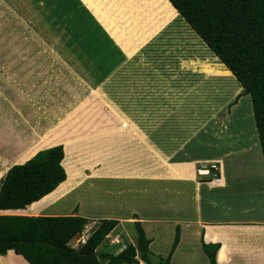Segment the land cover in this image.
Segmentation results:
<instances>
[{
    "label": "rangeland",
    "instance_id": "1",
    "mask_svg": "<svg viewBox=\"0 0 264 264\" xmlns=\"http://www.w3.org/2000/svg\"><path fill=\"white\" fill-rule=\"evenodd\" d=\"M49 1L50 4L45 0H0V185L12 161L98 87L104 99L127 116L144 139L131 136V129L126 134L117 130L87 138L85 122L99 107L98 101L83 108L80 114L86 117L64 123L53 134L56 145H63L64 161L67 142V161L80 173L83 171L73 180L79 184L61 200L38 204L32 211L39 216L85 217L83 230L69 243L72 248L84 243L101 220L115 219L117 226L97 252L116 256L135 244V223H140L151 240V264H164L176 227L180 238V228L186 230L185 223L190 224L191 209L174 204L179 202L177 189H185L186 185L187 195L192 190L190 182L164 184L152 178L153 174L167 175L152 152L161 155L166 142L171 144L174 138L176 144L183 142L194 131L186 148L191 156L198 153L210 157L221 151L229 154L224 160L217 157L221 177L231 183L222 198L228 201L235 193L240 200L239 210L249 206V197L254 198V205L261 203L258 199L264 198V158L251 97L241 95L243 87L234 75L203 71L202 64L214 66L221 62L181 15L127 59L80 0L70 8L69 16L58 10L57 15H63L59 19L53 14L55 0ZM144 1L91 0L114 26L119 24V29L134 26L131 18L139 16V5ZM135 11L138 13L132 15ZM93 104L95 108H91ZM175 106L179 112H174ZM163 130L167 134L170 131V140L168 135H161ZM166 160L172 169H178ZM86 163L94 166L99 177H87L92 168ZM8 165V170L1 173ZM201 166L209 164H196L195 170ZM132 172L139 178H124ZM194 174L197 173L192 168L187 177L195 179ZM211 177L196 175L197 180L206 182ZM222 183L221 179L215 185L208 182V186L222 187ZM207 209L218 213L221 205ZM22 211L0 210V215L35 216L28 215V207ZM203 212H207L206 207ZM174 252L169 264H208L189 230ZM0 264L28 263L8 251ZM138 264L146 263L138 260Z\"/></svg>",
    "mask_w": 264,
    "mask_h": 264
},
{
    "label": "trees",
    "instance_id": "2",
    "mask_svg": "<svg viewBox=\"0 0 264 264\" xmlns=\"http://www.w3.org/2000/svg\"><path fill=\"white\" fill-rule=\"evenodd\" d=\"M75 1L55 0L53 14L58 19L61 18L63 15H57L59 10L60 13H67L69 16L70 8L77 3ZM45 2L51 3L49 0ZM139 7V16L137 11L132 13L137 14L135 18H131L134 26L119 29V24H116V27L135 48L140 50L163 27L181 15L221 62L215 63L214 66L204 63L203 71L234 75L243 87L241 95H250L264 158V0H145ZM63 22L60 21L61 24ZM143 27L146 29L141 32ZM95 101L99 103L95 112L88 116L80 114L86 106ZM96 104L91 108H95ZM82 116L88 117L85 122L87 137L122 126L119 118L99 99L95 98L86 103L22 157L10 163L13 166L0 185V210L14 212L25 210L52 193L66 180V171L63 164L61 165L63 145H56V136L53 134L64 123L68 121L75 123ZM47 146L51 147L38 152ZM10 165L5 166L1 173L7 171ZM24 216L0 215V256L13 251L28 264H138V260L151 264L149 259L151 240L146 237L140 223H135V244L126 246L118 255L113 256L99 253L97 248L117 226L118 221L115 219L101 220L84 243L72 248L69 243L83 230L87 223L85 217ZM178 243L179 227H176L164 264L170 263ZM201 247L208 263L217 264L219 244L202 242Z\"/></svg>",
    "mask_w": 264,
    "mask_h": 264
},
{
    "label": "crops",
    "instance_id": "3",
    "mask_svg": "<svg viewBox=\"0 0 264 264\" xmlns=\"http://www.w3.org/2000/svg\"><path fill=\"white\" fill-rule=\"evenodd\" d=\"M80 1L83 4V6L91 13L94 19L100 24V26L104 29V31H106L110 39L114 42V44L119 48V50L127 59H130L139 51L129 41V39H127L126 36H124L121 33V31L111 23V21L108 18L96 6H94L90 2V0H80ZM208 73L209 74L213 73L214 75L222 74L227 76V73L224 74V72L210 71ZM95 93H98L102 97H104V94L101 92L100 88L95 87L90 90L89 96L85 98V100L87 101L86 103H88L92 99L97 98V97L95 98L93 97ZM86 103H84L82 106H84ZM82 106H80L79 109ZM114 107L116 108V106ZM176 108L179 107L175 106L174 109L175 113L180 111V109H176ZM77 110L78 108L75 111H73L71 114L75 113ZM71 114L67 118L59 122L55 127L54 126L50 127L42 136L38 137L36 141H34L27 149L21 152L13 161H16L20 157H22L34 145H36L43 138H45L51 131H53L61 123L66 121L71 116ZM113 114L119 118V120L122 123V126L107 131L108 133L120 130L121 132L123 131V133L126 134V132L129 131L128 129H131L133 134L130 131L128 132L131 136L135 135L138 138L137 134L143 135L137 129L134 123L130 119H128L127 116H125L124 114H119L118 111L117 114L119 116H117L115 113ZM190 115L191 113L188 115L189 117L187 118H190L191 117ZM123 120L127 122L128 128L124 127L125 125H123ZM173 130H174L173 134H175L176 128H174ZM195 132L196 131L191 133L192 137L194 136ZM169 133L170 131L168 132V134ZM162 134L165 135L166 138L169 137L167 131L165 130L161 131V135ZM99 135L100 134L90 136L87 138H93ZM191 136L188 139L184 140L183 142L181 141L178 142L177 144L174 143L176 138H174L173 143L171 144L169 142H166L165 147L161 149V155L156 151L152 152L155 155V157L156 156L158 157V158L156 157V159L162 165V168L167 172V175L153 174L151 176L152 178L157 177L156 179L162 181L164 184L175 183L177 185H183L188 182H190L191 184L189 186V189L192 191L189 195H187L186 185H185V189H183L182 187H179V189H177L178 192L176 196L178 198L177 201L179 202L174 203L175 206L181 209L188 207L191 209L190 224L188 226L187 223H185L184 228H186V230L180 228L181 236L179 238L180 239L179 243L183 241L185 233L187 234V230H189L191 233V237H193L194 240L196 241V245L200 249V251H202V247H201L202 241L206 243L204 237L208 240L207 243L219 244V249L216 254L217 264H264V198L258 199L261 203L257 206V204L254 205V203L251 202L253 201L254 198L249 197V206H245V207L242 206V209L239 210L237 209V207L240 204L239 202L240 200L239 198H236L237 196L235 193H233V196H231V199H229L228 201L222 198V194L228 192V190L231 189L230 188L231 183L230 181H228L227 177H225V179L221 177L223 181L222 187L208 186L209 184L208 182H206L205 179L197 180L196 178L197 174L196 175L194 174L195 179L194 177L192 179L188 178L187 176L190 175V171H192V168H194V171L196 172L195 170L196 164H200V163L205 164L210 162H217L218 164H220L219 163L220 160L217 157L221 156V158L224 160L229 155L224 153V151H221V153H214L212 154L213 156L210 155V157H204V156L201 157L200 155H198V153L192 154L193 156H191L190 152L186 150L188 144L192 141ZM168 139L170 140V137ZM69 144L65 146L66 149L64 150L65 161L64 158L62 160L63 161L62 164L66 171V180L62 184H60L52 193H50L49 195L43 197L38 202H35L31 206H29L28 208L31 214L28 213V215H36L35 213H33L34 211L32 210H34V208H36L38 204L44 202L46 203L51 202V204L58 202L67 193H69L72 190V188H75L79 184V182L77 183L73 182V180H75L76 177L79 175L78 174L80 173L79 170H77L75 166L70 165L69 162L67 161ZM172 156L174 157V160H171ZM82 158L83 157H81L80 159ZM166 159H168L171 163H174V165L177 166L178 169H172L170 167L169 162ZM221 162L223 163V161ZM85 165L92 168V172L87 177H99V175L97 174V170L94 168L92 164L86 163ZM179 169L180 172H178ZM82 171L83 170L81 169V173ZM161 171L163 172L162 169ZM125 175L126 176H124V178H139V177H135L133 172ZM106 176L111 177L109 174H107ZM119 176L120 175H113L114 178ZM220 176H221V171H220ZM187 179L189 180L191 179V181H187ZM54 195H56V197H52ZM182 195H184V197ZM211 196L215 198L214 199L209 198ZM227 204H229L228 207L226 206ZM217 205H221V211H219L218 213L209 212V210L207 209V206H217ZM204 207H206L207 212H203ZM253 207L254 209H252ZM256 208H258V210H256ZM19 212H23V211H19ZM231 212L233 214H231ZM184 219H188V217ZM194 220L195 223H193ZM182 223L184 222L181 223L178 222V224L180 225H182ZM179 243L175 251H178ZM174 253L173 255H175ZM201 256L202 258L205 257L207 259L203 251ZM0 258H2V256H0ZM207 263H208V259H207Z\"/></svg>",
    "mask_w": 264,
    "mask_h": 264
},
{
    "label": "bare ground",
    "instance_id": "4",
    "mask_svg": "<svg viewBox=\"0 0 264 264\" xmlns=\"http://www.w3.org/2000/svg\"><path fill=\"white\" fill-rule=\"evenodd\" d=\"M170 3V2H169ZM171 4V3H170ZM172 5V4H171ZM173 6V5H172ZM174 8V7H173ZM175 9V8H174ZM176 10V9H175ZM228 68V67H227ZM225 74V73H224ZM218 75H222V74H218ZM227 75H229V74H227ZM94 98L95 97H97V98H99V100L104 104V106H106V108H108V109H110L111 111H112V113H115L117 116H119L118 114H117V110H116V108L111 104V103H108L105 99H104V97H102L100 94H98V93H95L94 94V96H93ZM81 99V98H80ZM76 100V99H75ZM93 100V99H92ZM77 101V100H76ZM91 101V100H90ZM87 101L84 99V100H82L75 108H73V110H71L69 113H67L66 115H65V117H63V118H61L58 122H57V124L59 123V122H61L62 120H64L65 118H67L73 111H75L77 108L79 109V107L80 106H82L84 103H86ZM68 110H70V109H67V111ZM62 112V111H61ZM72 115V114H71ZM56 124V125H57ZM55 125V124H54ZM55 125V126H56ZM123 125H127V122L125 121V120H123ZM54 126V127H55ZM137 136H138V138L140 139V140H142V139H144V135H139V134H137ZM145 142V141H144ZM146 143V142H145ZM221 181V179L218 181V183ZM209 183H210V181H208ZM216 182L217 181H212L210 184H213V185H215L216 184ZM222 185H223V183H222Z\"/></svg>",
    "mask_w": 264,
    "mask_h": 264
},
{
    "label": "built area",
    "instance_id": "5",
    "mask_svg": "<svg viewBox=\"0 0 264 264\" xmlns=\"http://www.w3.org/2000/svg\"><path fill=\"white\" fill-rule=\"evenodd\" d=\"M209 164V166H201L199 168H197L196 172L197 174L203 176V178L205 177H209L212 176L210 179H207L208 181H210V183L212 181H219L221 179L220 176V168L217 162H210L207 163Z\"/></svg>",
    "mask_w": 264,
    "mask_h": 264
},
{
    "label": "water",
    "instance_id": "6",
    "mask_svg": "<svg viewBox=\"0 0 264 264\" xmlns=\"http://www.w3.org/2000/svg\"><path fill=\"white\" fill-rule=\"evenodd\" d=\"M179 13V12H178Z\"/></svg>",
    "mask_w": 264,
    "mask_h": 264
}]
</instances>
